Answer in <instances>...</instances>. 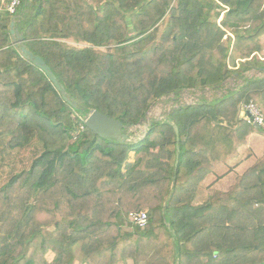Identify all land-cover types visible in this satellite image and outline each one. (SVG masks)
Listing matches in <instances>:
<instances>
[{
    "label": "trees",
    "instance_id": "16d2710c",
    "mask_svg": "<svg viewBox=\"0 0 264 264\" xmlns=\"http://www.w3.org/2000/svg\"><path fill=\"white\" fill-rule=\"evenodd\" d=\"M20 9L24 45L74 105L13 45ZM262 37L264 0L0 8V264H264V124L238 115L250 100L264 115V77L179 105L135 141L83 123L94 109L126 132L163 96L264 67ZM140 211L144 229L128 219Z\"/></svg>",
    "mask_w": 264,
    "mask_h": 264
},
{
    "label": "rangeland",
    "instance_id": "374dc122",
    "mask_svg": "<svg viewBox=\"0 0 264 264\" xmlns=\"http://www.w3.org/2000/svg\"><path fill=\"white\" fill-rule=\"evenodd\" d=\"M262 43L264 44V37L261 38ZM72 45H76L78 47L85 46L83 43H76L73 41H70ZM108 46H104L103 49H108ZM260 62H264V60H260ZM244 77L249 78H258V77H264V67H253L244 72V76L242 77L237 75L230 76L223 85L218 89H204V90H191V89H184L181 94L178 97H175L173 94L168 96H163L162 98L158 99L147 111L146 118L142 120L140 124H137L135 126L129 127L125 133H131L129 135V138L131 141H135L138 138L142 137L143 134L147 131L150 122L156 119H162L166 117L167 113H169L170 110L173 108L179 106V105H185V104H192L195 101H198L199 98H206L207 100H211L217 97L222 96L223 94H226L229 91L238 89L243 81ZM240 113V112H239ZM253 137H258V135L255 134ZM258 144H262V139H255ZM36 191V190H35ZM34 194V193H33ZM132 225L128 222L126 219L125 222V230L131 231ZM52 259V257H50Z\"/></svg>",
    "mask_w": 264,
    "mask_h": 264
},
{
    "label": "water",
    "instance_id": "95a60500",
    "mask_svg": "<svg viewBox=\"0 0 264 264\" xmlns=\"http://www.w3.org/2000/svg\"><path fill=\"white\" fill-rule=\"evenodd\" d=\"M14 26L15 18L13 17L10 21L9 33L13 45L18 49L22 57L34 63L39 69H41L53 83L56 90L62 95L63 99L69 104L74 105V103L69 100L64 88L58 82L50 67L45 64V61L40 56L34 55L30 50L27 49L23 43L22 34ZM83 123L96 135L109 139H116L121 142L130 140L128 134L124 132V125L120 120L109 117L97 110H90L89 113H87V115L84 117Z\"/></svg>",
    "mask_w": 264,
    "mask_h": 264
},
{
    "label": "built area",
    "instance_id": "2783aa9c",
    "mask_svg": "<svg viewBox=\"0 0 264 264\" xmlns=\"http://www.w3.org/2000/svg\"><path fill=\"white\" fill-rule=\"evenodd\" d=\"M21 4V0H9L5 4V10L11 14H14ZM233 36L232 34H230ZM240 116L248 123L261 126L264 124V115L259 106L252 100L240 104ZM128 219L138 229H144L147 227V213L146 211L130 213Z\"/></svg>",
    "mask_w": 264,
    "mask_h": 264
},
{
    "label": "crops",
    "instance_id": "0c3cea01",
    "mask_svg": "<svg viewBox=\"0 0 264 264\" xmlns=\"http://www.w3.org/2000/svg\"><path fill=\"white\" fill-rule=\"evenodd\" d=\"M4 0H0V8H2V7H4ZM23 13H24V11H23V9H20V11H18V13H16V15H15V23L17 22V19L19 18H21L22 17V15H23ZM10 25V24H9ZM18 31H19V29H18V27L16 26V24H15V26H14ZM20 32V31H19ZM21 33V32H20ZM22 34V33H21ZM239 65V62H237V66ZM239 115V118H241V116H240V113L238 114ZM224 180H225V178L224 179H222V180H219V181H217L216 183H215V186L214 187H217V188H223L222 187V183L224 182Z\"/></svg>",
    "mask_w": 264,
    "mask_h": 264
}]
</instances>
